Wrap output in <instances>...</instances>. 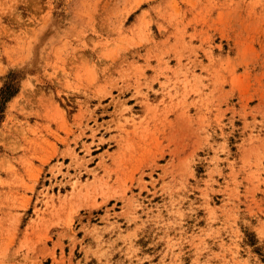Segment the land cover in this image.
<instances>
[{"label":"rangeland","instance_id":"obj_1","mask_svg":"<svg viewBox=\"0 0 264 264\" xmlns=\"http://www.w3.org/2000/svg\"><path fill=\"white\" fill-rule=\"evenodd\" d=\"M0 135V264H264V0H0Z\"/></svg>","mask_w":264,"mask_h":264},{"label":"bare ground","instance_id":"obj_2","mask_svg":"<svg viewBox=\"0 0 264 264\" xmlns=\"http://www.w3.org/2000/svg\"><path fill=\"white\" fill-rule=\"evenodd\" d=\"M26 87V86H25ZM25 90V89H24ZM15 93V92H14ZM1 136V135H0ZM0 139H1V137H0Z\"/></svg>","mask_w":264,"mask_h":264}]
</instances>
